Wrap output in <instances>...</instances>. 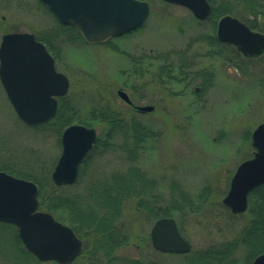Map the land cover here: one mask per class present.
Masks as SVG:
<instances>
[{
	"label": "rangeland",
	"instance_id": "374dc122",
	"mask_svg": "<svg viewBox=\"0 0 264 264\" xmlns=\"http://www.w3.org/2000/svg\"><path fill=\"white\" fill-rule=\"evenodd\" d=\"M146 1L150 4V14L133 34L112 38L107 44L91 43L83 38L59 45L54 38L52 42L59 53L54 49L56 69L68 77L67 95L82 115L94 105L105 103L121 111L130 110L117 94L120 89L129 94L136 105L154 107L148 113L131 109L138 120L160 132V136L148 144L139 166L157 182L154 192L163 199L168 197L172 184H178L180 191L191 197L209 187L211 195L200 211H187L185 216L176 214L174 217L192 248L200 249L231 238L236 223L244 221H234L223 198L239 164L253 156L252 132L264 123V89L259 81L264 76V60L244 61L241 70L232 66L230 60L201 57L189 70L211 69L215 80L198 94L196 87L202 80L179 79L178 74L175 75L179 72L177 57L173 56L171 64H167L163 60L149 63L146 56L191 43L196 52H206L207 44L198 43L196 39L216 32L212 19L199 21L185 7L162 0ZM55 18L38 0H0V43L6 33L34 34L56 29ZM72 42L75 43L72 45ZM56 55L60 56L59 60ZM134 57H138L135 63L132 62ZM165 66H171L170 74L164 70ZM168 76L174 78H165ZM95 128L99 133L100 126ZM59 141L55 133L46 128L24 124L0 82V167L12 173L33 175L46 168L51 177L62 152ZM119 156L118 153L104 156L94 153L84 180L91 173L90 177L97 178L102 176L101 171L123 166ZM84 180L74 188H84ZM124 217L123 224L131 233V241L117 250V256L155 260L160 264L178 263L177 255L162 254L153 248L150 238L153 221L145 220L134 208ZM9 230L0 227V264H58L37 262L31 257L24 259L20 242ZM179 259L181 262V257ZM82 262L77 260L72 264L86 263Z\"/></svg>",
	"mask_w": 264,
	"mask_h": 264
},
{
	"label": "water",
	"instance_id": "95a60500",
	"mask_svg": "<svg viewBox=\"0 0 264 264\" xmlns=\"http://www.w3.org/2000/svg\"><path fill=\"white\" fill-rule=\"evenodd\" d=\"M42 1L60 22L77 27L91 42L120 36L141 26L150 12L145 0ZM164 1L188 8L200 20L212 13L208 0ZM216 35L220 42L236 47L246 58L264 54V33L232 15L218 21ZM0 82L19 119L32 127L49 122L56 115L58 97L65 96L69 90L67 76L56 70L46 46L27 32L2 36ZM117 94L126 103H132L123 90ZM138 109L145 112L154 107ZM96 140L97 131L93 127L73 124L63 131L62 152L51 175L56 185H72L77 181L79 165ZM251 144L255 150L253 156L239 164L223 198V204L234 214L245 212L249 193L264 184V123L252 132ZM38 207V186L33 181L0 171V221L16 225L26 249L40 261L71 263L82 252L81 239L71 227ZM150 238L153 248L162 253L183 254L191 250L190 242L182 236L173 217L156 220ZM251 264H264V252Z\"/></svg>",
	"mask_w": 264,
	"mask_h": 264
},
{
	"label": "trees",
	"instance_id": "16d2710c",
	"mask_svg": "<svg viewBox=\"0 0 264 264\" xmlns=\"http://www.w3.org/2000/svg\"><path fill=\"white\" fill-rule=\"evenodd\" d=\"M213 11L211 18L213 27L225 15H232L246 23L251 29L264 33V0H208ZM47 12L49 8L38 0ZM56 19V18H55ZM58 22V28L42 33L34 32L37 39L42 41L54 53L52 40L55 38L59 45L68 40H82L80 31L72 26ZM76 38V39H75ZM70 40V41H72ZM196 42H205L209 50L204 55L216 56L224 61L228 58L232 66L242 70V62H256L264 60V55L258 58H245L239 51L229 44L220 43L215 33L200 35ZM56 50V49H55ZM230 50V52L228 51ZM57 54L58 51L56 50ZM55 56V53H54ZM60 58V56L56 55ZM180 76L190 73L186 65H181ZM198 70L196 72H205ZM195 74V73H194ZM264 89V76L260 78ZM58 110L54 118L42 125L52 131L60 140L66 127L73 123L87 126H100V132L92 151L87 155L79 169V177L75 185L56 186L47 169L40 173H17L37 183L39 187L40 209L48 211L60 221L68 224L82 239L84 249L78 260L81 262L95 261L101 264H160L155 260H141L130 257L117 256V250L131 241V233L123 224L125 214L132 208L130 198L135 197L134 209L145 220L155 221L162 217H175L176 214L185 216L187 211L198 212L211 195L209 187L201 193L191 197L180 191L178 184L171 185V191L166 199L156 194L157 182L144 172L139 163L148 150L151 140L157 139L160 132L141 122L131 109L121 111L110 103L102 106H93L82 115L80 108L69 99L68 95L59 98ZM129 109V108H128ZM61 144V141H59ZM96 153L104 156L109 153L120 154L123 166L103 173L97 178L85 180V173L92 165L91 157ZM5 169V168H4ZM9 171V170H8ZM10 172V171H9ZM16 173V172H13ZM86 181L83 189L89 192L73 193L70 206L64 199L65 192L52 193V189H75L82 181ZM51 191V192H50ZM57 197L54 201L53 197ZM60 198H59V197ZM234 221L244 219L243 223H236L235 234L218 243L209 244L200 249H193L189 253L177 255V264H251L252 261L264 252V185L254 189L249 194V207L242 214H233L226 208ZM181 231V229H180ZM182 232V231H181ZM24 259L33 258L39 262L22 245ZM169 255V254H168ZM82 262V263H83ZM25 264H31L26 262Z\"/></svg>",
	"mask_w": 264,
	"mask_h": 264
},
{
	"label": "flooded vegetation",
	"instance_id": "af4514ba",
	"mask_svg": "<svg viewBox=\"0 0 264 264\" xmlns=\"http://www.w3.org/2000/svg\"><path fill=\"white\" fill-rule=\"evenodd\" d=\"M166 3V2H165ZM168 4V3H166ZM170 5H173V4H170ZM178 6V5H177ZM180 7V6H179ZM210 20V18L206 19V20H203V21H208ZM201 21V20H199ZM129 34H133V31L129 32V33H126L124 35H121V36H118V38L120 37H123V36H128ZM112 38H116V37H111V38H107L106 40H103V41H100V42H95V43H101V44H107L110 39ZM193 45V46H192ZM117 48V47H115ZM194 44L191 43V44H187L186 46L180 48V49H171V50H166V51H161V52H158L157 55H152V54H149L148 56H146V58L149 60V63H152L153 61H156V60H163L164 61H167L166 63L167 64H171V58L174 56V57H177L178 59V64H179V68L181 65H186L187 67H192L196 64H198L199 62V59L201 57H208L207 55H204V53H199L198 51L196 52L194 49ZM215 57V56H214ZM138 61V57H134L132 59V62L135 63ZM226 61H229L228 58L226 59ZM225 61V62H226ZM187 69L190 73H188V76H178L179 79H200L202 80V84H198L197 87H196V92L198 94H201L202 91H200L201 89H205L207 86L206 85H211L213 84V81L215 80V75H214V71L211 70V69H206V68H203V69H199V70H207L205 72H192L191 70ZM164 70L167 71L168 74H170L172 72V69H171V66H165L164 67ZM198 71V70H197ZM144 72H147L146 70ZM179 72H180V69H179ZM195 73V74H194ZM167 79H173L174 76H168V77H165ZM212 86V85H211ZM129 95V94H128ZM130 96V95H129ZM130 109L136 111V112H139L138 111V105H136L134 102L132 105H128L126 104ZM1 170H6L4 169L3 167H0ZM14 176H17V177H22L21 175L17 174V173H10ZM61 191H64L66 195H64V199L66 201V203L68 204V206H70L72 204V201H73V193L76 192V193H86V192H89L90 190L89 189H72V188H68V189H54L52 192L53 193H58V192H61ZM57 197H53L54 201L56 202V199ZM58 199V198H57ZM130 202H131V206L133 208L134 204H135V197L133 198H130ZM0 227H7V228H10V233L19 241L21 242V239L19 237V230H18V227L12 223H6V222H2L0 221ZM55 262V261H54ZM73 262L69 263V264H72Z\"/></svg>",
	"mask_w": 264,
	"mask_h": 264
},
{
	"label": "bare ground",
	"instance_id": "6f19581e",
	"mask_svg": "<svg viewBox=\"0 0 264 264\" xmlns=\"http://www.w3.org/2000/svg\"><path fill=\"white\" fill-rule=\"evenodd\" d=\"M162 1H164V0H162ZM165 2V1H164ZM166 3H168V2H166ZM45 4V3H44ZM168 4H172V3H168ZM46 5V4H45ZM173 5H177V4H173ZM47 6V5H46ZM178 6H180V5H178ZM188 9V8H187ZM189 10V9H188ZM190 11V10H189ZM191 12V11H190ZM192 13V12H191ZM193 14V13H192ZM196 18V17H195ZM198 19V18H197ZM198 20H200V19H198ZM240 20V19H239ZM243 22V21H242ZM246 24V23H245ZM143 25V24H142ZM140 27V26H139ZM139 27H137V28H135V29H133V30H131V31H135V30H137ZM131 31H129V32H131ZM217 38V37H216ZM218 40V39H217ZM219 41V40H218ZM91 42V41H90ZM220 42V41H219ZM73 43H75V42H72L71 44L73 45ZM220 43H223V42H220ZM224 44H227V43H224ZM230 45V44H229ZM53 58H54V61H55V67H56V59H55V57H54V55L52 54L51 55ZM209 57V56H208ZM176 74H178V76H180V72H176L175 73V75ZM184 76H186V74L184 75ZM129 96V95H128ZM129 98H131L130 96H129ZM9 100V99H8ZM146 106H150V105H146ZM154 110V109H153ZM148 113V112H150V111H145V113ZM19 118V117H18ZM23 122V121H22ZM24 123V122H23ZM25 124V123H24ZM46 124V123H45ZM74 124V123H73ZM73 124H71V125H73ZM42 125H44V124H42ZM42 125H39V126H42ZM70 126V125H69ZM30 127H32V126H30ZM34 127H38V126H34ZM255 151V150H254ZM253 154H254V152H253ZM58 161V160H57ZM57 161H56V164H57ZM55 164V165H56ZM81 164H82V162H81ZM80 164V165H81ZM80 165H79V169H80ZM51 175H52V173H51ZM78 175H79V170H78ZM51 179H52V176H51ZM39 210V209H38ZM46 212H48V211H46ZM48 213H50V212H48ZM55 219H57L56 218V216L54 215V214H52V213H50ZM154 222V221H153ZM20 244H21V247H22V245L25 247V245L22 243V242H20ZM25 249H26V247H25ZM27 250V249H26ZM191 250H192V245H191ZM190 250V251H191ZM82 252H83V250H82ZM82 252H81V254H82ZM81 254L78 256V257H76L72 262L74 263V262H76L77 260H78V258L81 256ZM89 262H95V261H89ZM89 262H86V263H89ZM86 263H84V264H86Z\"/></svg>",
	"mask_w": 264,
	"mask_h": 264
}]
</instances>
